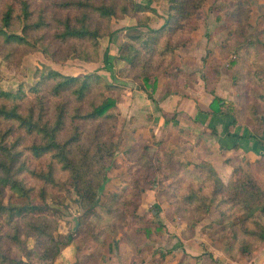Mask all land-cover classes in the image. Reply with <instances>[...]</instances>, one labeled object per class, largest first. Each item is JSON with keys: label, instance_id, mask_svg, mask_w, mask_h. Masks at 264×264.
Masks as SVG:
<instances>
[{"label": "trees", "instance_id": "1", "mask_svg": "<svg viewBox=\"0 0 264 264\" xmlns=\"http://www.w3.org/2000/svg\"><path fill=\"white\" fill-rule=\"evenodd\" d=\"M152 1L0 0V51L8 57L13 48L23 46L55 56L50 42H43L51 36L48 30L53 29V37L66 46L62 58L76 53L96 60L98 39L111 34V19L134 15L137 24H146L150 19L146 11L153 10ZM166 1L163 23L148 28L140 40L138 36L130 37L137 38L138 45L122 42L117 55H113L126 62V75L136 79L151 99L160 74L157 72L160 61L174 55L178 45L190 41V34L196 29L192 17L204 0ZM228 12L229 20L235 24L233 40L220 45V60L228 59L223 69L237 89L238 108L214 94L212 88L209 90L214 96L207 106L196 102L202 112L231 115L233 121L234 116L248 113L256 121V115L264 112V56L258 47L261 43L244 35L243 26L251 13L248 0H233ZM111 57L105 50L103 60L110 69ZM220 60L211 59V65L206 67V87L211 73L218 71ZM119 89L100 73L65 74L55 69L39 71L37 81L30 87L32 95L21 87L9 91L0 86V191L9 188L16 197L29 199L28 202L10 199L5 203L0 197V264H23V259L7 252L11 245H24L28 236L38 239L40 258L45 260L56 257L73 240V232L61 238L53 234L59 215L46 213L51 189L63 190L69 182L84 210L90 211L97 205L107 180L106 171L112 163L108 160L118 147L119 140L113 134L119 115ZM139 140L144 148L139 162L144 166L148 183H155L156 171L164 169L166 162L174 165L177 175L170 187H166L178 207L191 209L198 217L216 208L220 222H228L226 227L234 239L231 244L238 245L240 254L262 248L264 225L254 218V213L264 211V184L255 167L245 171L237 164V177L224 182L208 161L189 167V162H182L162 149L165 141ZM150 142L157 145L152 155L147 150ZM18 156L20 163L12 169L11 163ZM253 161L254 164L264 161V152ZM132 191L140 193L143 186L130 180L121 192H113V196L120 198L122 192L127 195ZM33 198H39L42 203L32 202Z\"/></svg>", "mask_w": 264, "mask_h": 264}, {"label": "rangeland", "instance_id": "2", "mask_svg": "<svg viewBox=\"0 0 264 264\" xmlns=\"http://www.w3.org/2000/svg\"><path fill=\"white\" fill-rule=\"evenodd\" d=\"M248 2L251 13H249V18L246 19L243 26L244 35L260 41L261 44L258 47L261 48L264 56V42L261 40L264 37V33L254 32V28L250 30L251 33L248 30V27L258 20L252 15V11L255 10L254 0H248ZM232 7L233 0H204L201 7L192 17L193 24L197 27L199 24L209 23V18L206 19L208 20L207 22L204 21L205 11H218L219 15H222V22L220 24L211 23L210 32L209 28H207L203 35L208 39L218 37L219 45L225 44L230 39L233 40L232 33L234 32L235 24L228 17V11ZM258 9L260 8L258 7ZM124 16L135 18L134 25L141 26L137 24L136 16ZM114 19L116 18L111 19L110 29ZM257 22L260 23L259 26L258 23H255L257 25L256 29L263 27L264 18ZM221 26H224L223 29ZM17 31L20 32L19 29ZM128 31H121L122 37L123 35L131 34L130 37L138 36L139 40L141 37L144 38V30L141 33L139 31ZM48 32L51 33V36H47L43 42H50V48L55 50V56H49L39 49L29 50L28 47L23 46L13 48L14 52L8 57L4 56L2 50L0 51V86L9 91H16L21 87L22 91L32 95L30 87L37 81L41 70L44 73L50 69H55L65 74L100 73L106 81L114 83L120 88L118 90L121 93V99L118 103L119 115L115 127L116 134H113V137L119 140L118 147L114 155L108 160H111L112 163L106 171L107 180L99 193V202L92 210H84L78 201L79 197L75 189L69 182L64 184L63 190L56 188L50 190V196L46 199V204L48 205L46 213L52 216L54 212H57L59 215L56 218L57 227L53 232L54 236L61 238L69 232L74 233L73 240L68 245L63 246L56 257L46 260L41 259L39 242L34 236H28L22 246L11 245L7 253L10 256L23 259V264H243L241 260L261 253L264 245L256 252L240 254L238 245L231 244L234 243V239L230 237V229L226 227L228 222H220L216 208H211L198 217L192 213L191 209L190 211L185 208L182 210L173 202L174 200L171 198L166 186L170 187L169 183L174 181L177 175V169H175L174 165L166 162L164 169L157 170L156 180L152 185L144 178V166L142 162H139L140 155L144 153V148L141 146L142 142L139 139L146 138L151 142L155 140L165 141L162 149L174 154L182 162H189V167L194 163L207 160L200 159L195 161L189 159L178 149L171 147L168 144L167 137L159 139L145 137L139 132L141 126L135 123L137 118H133L134 115H129V112L121 113L120 105L125 107L126 103L128 104V101L133 97L138 105L144 107V104L141 103L142 99L138 97V94L136 95V93H139L144 97V90L139 87L136 79L128 74L126 75L127 65L123 59L117 57H114L113 60L111 59L114 66L112 72H101L99 70L108 34H104L98 39V59L90 60L76 53H70L65 58H62L66 46L53 37V29L48 30ZM192 32L190 41L187 44L178 45L173 51L174 55H168L164 60L160 61L157 72H160L158 78L162 79L165 93L182 85L186 89L193 80L194 76L189 73V61L193 57L188 54L190 53L189 47L194 42ZM130 37L118 42V49L120 44L126 40L138 45L137 38L132 40ZM221 37H223L222 41ZM210 52V48H207L206 51L203 50L201 54H198L199 57L196 64L195 62L192 63V65H196L199 68L197 76L202 79L201 83L206 91L209 90L206 87L208 79L206 80L204 75L206 67L211 65V59L219 61L221 57L220 53L215 57ZM226 53L225 50L224 54L226 55ZM210 54L212 58H210ZM183 59L187 67L179 65V62L184 63ZM207 85L210 87L211 81ZM194 100L203 106L207 103H205L206 100L204 101L200 98H194ZM236 102L238 104V100ZM176 114L177 112L173 111L169 117H175ZM200 131L201 133L199 134L203 136L206 130L202 128ZM133 132L134 136L138 135L134 137ZM133 146L134 148L131 150ZM147 150L152 155L157 150V145L151 143ZM185 153L187 154V152ZM20 160L21 156L16 157V160L11 163V168L15 169L19 165ZM254 162L252 164L246 163V165L241 164L240 166L245 171L254 170L253 168L255 167V170L259 173V178L264 184V161H258L256 164ZM238 171L239 167L237 173ZM237 173L236 176L228 181L234 180L238 175ZM59 175L61 177L66 176V174ZM130 180L140 183L143 186V191H140V193L132 191L128 192L127 195L122 192L123 196L120 198L113 196V192H121ZM61 181H64V179H61ZM144 192L146 193L144 194ZM32 196L35 197L34 192ZM0 197L5 203L10 199L20 202L29 201V199L24 197H16L9 188H4L0 191ZM32 202L42 203L39 198H33ZM73 215L77 216L78 222L76 224L72 218ZM188 218L192 220L188 221ZM254 218L264 225L263 210H256ZM159 228L161 230H158ZM174 236L183 239L194 237L193 246L189 247L188 251L182 248L183 250H179L178 253L172 252L173 245L171 241Z\"/></svg>", "mask_w": 264, "mask_h": 264}, {"label": "crops", "instance_id": "3", "mask_svg": "<svg viewBox=\"0 0 264 264\" xmlns=\"http://www.w3.org/2000/svg\"><path fill=\"white\" fill-rule=\"evenodd\" d=\"M150 6L153 10L146 11L150 19L144 25H134L135 18L131 16H122L112 20L111 34L108 35L102 52L101 67L99 69L101 72L113 71L114 66L112 60L114 59L113 55L117 54L118 42L131 35L127 34L122 37L121 31L129 30L128 32H130L131 30L132 32L139 31L141 33L143 30L145 32L149 27H158L163 23L167 15V1L153 0ZM254 7L256 11L253 10L252 15L258 20L254 21L252 26L248 27L249 33H251L250 30L253 28L255 29L254 32L258 31L259 34L264 33V25L258 29H256L257 25H255V23H258L259 26L260 22L257 21L264 18V0H254ZM205 12L204 21L207 22L208 20L206 19L208 18L210 21L202 25L199 24L196 27L192 32L194 42L189 47L190 53L188 54L193 57L189 61V73L194 76L191 84L186 89L182 85L179 88L171 89L170 92L165 93L162 79L158 78L156 88L152 93L153 99L149 98L145 91L144 97L136 93L142 99L141 103L144 104V107L138 105L134 97L128 101V104L126 103L125 107L120 106L122 114L129 112V115H134L133 118H137L135 123L141 126L140 131H138L145 137H151V139L167 137L168 144L178 149L189 159L195 161L205 159L210 162L221 179L227 182L230 178L236 176L235 167H238L236 166L237 164L246 165V163L258 158L261 152H264V112L256 115V121L248 113L234 116L235 121H233L231 115L202 112L196 105L194 98L206 100L205 103H207L205 105L207 106L214 94H216L222 97L225 102H233L235 108H238L236 102L238 100L237 89L231 76L223 69L228 59H221L218 66L219 69H217L218 71L211 73V86L207 88H212L214 94L210 90L206 91L201 83L202 79L200 76H197L199 68L196 65H192L194 62L196 64L199 57L198 54H201L203 50L206 51L207 48H210V53L213 56L215 55V57L220 53V51L218 52L220 48V43L217 41L218 37L208 39L203 34L207 28H209L210 32L211 23L220 24L222 22V15H219V12L214 10H206ZM221 27L223 29L224 26ZM196 34L198 35L195 36ZM222 39L223 37H221V41ZM261 40L264 42V37ZM224 45V43L221 44V46ZM105 50L112 56L110 58V63L112 64L111 69L105 65L103 60ZM211 54L209 56L212 58ZM179 65L187 67L185 60L184 63L179 62ZM173 111L177 112L176 116L169 117ZM142 125L144 126L142 127ZM202 128L206 130L203 136L199 134ZM194 237L188 239H183L178 236L172 237V252L178 253L179 250L183 249L188 251L189 247L193 246L192 241ZM241 261L243 264H264V247L261 253Z\"/></svg>", "mask_w": 264, "mask_h": 264}, {"label": "water", "instance_id": "4", "mask_svg": "<svg viewBox=\"0 0 264 264\" xmlns=\"http://www.w3.org/2000/svg\"><path fill=\"white\" fill-rule=\"evenodd\" d=\"M73 220H74V223L76 224L78 222V219H77V216L73 215Z\"/></svg>", "mask_w": 264, "mask_h": 264}]
</instances>
